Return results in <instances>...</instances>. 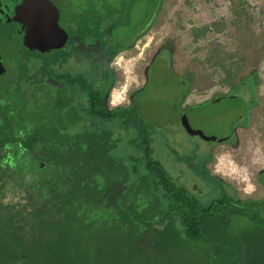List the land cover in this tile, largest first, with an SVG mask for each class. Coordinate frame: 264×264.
<instances>
[{
	"label": "trees",
	"instance_id": "1",
	"mask_svg": "<svg viewBox=\"0 0 264 264\" xmlns=\"http://www.w3.org/2000/svg\"><path fill=\"white\" fill-rule=\"evenodd\" d=\"M72 17L63 48L26 49L44 63L34 74L24 63L15 84L0 82V264H264V196L241 199L205 170L210 197L202 183H178L154 155L139 110L144 86L129 105L108 104L110 62L133 44L100 42L120 21ZM91 50L102 56L94 78L68 65L82 66L77 57ZM258 179L264 187V170ZM235 214L249 217L252 234L235 230L227 218Z\"/></svg>",
	"mask_w": 264,
	"mask_h": 264
},
{
	"label": "rangeland",
	"instance_id": "2",
	"mask_svg": "<svg viewBox=\"0 0 264 264\" xmlns=\"http://www.w3.org/2000/svg\"><path fill=\"white\" fill-rule=\"evenodd\" d=\"M55 2L64 23L81 12L90 18L113 14L120 21L100 42L133 44L118 53L126 66L112 64L113 59L110 62L115 71L113 88H119L126 78L129 82L126 100L116 106L129 105L131 94L144 86L139 110L154 131V155L178 183L192 190L202 183L205 188L200 192L210 197L211 184L200 177L205 170L229 183L241 199L264 196L258 179L264 170V0H164L156 18V0ZM0 54L7 69L0 79L2 86L16 83L22 64L32 74L45 61L39 55L28 56L10 24L0 25ZM101 57L91 50L83 58L77 57L82 66L75 60L68 65L83 68L94 78ZM254 66L258 79L251 74ZM185 112L193 128L226 140L192 137L181 123ZM118 133L123 130L117 129ZM245 174L255 188L250 194L242 191L240 177ZM227 218H234L237 232L252 234V224L245 219L249 217L235 214Z\"/></svg>",
	"mask_w": 264,
	"mask_h": 264
},
{
	"label": "water",
	"instance_id": "3",
	"mask_svg": "<svg viewBox=\"0 0 264 264\" xmlns=\"http://www.w3.org/2000/svg\"><path fill=\"white\" fill-rule=\"evenodd\" d=\"M0 23H14L23 46L43 55L63 48L69 38L62 12L53 0H0ZM6 72L0 54V76ZM181 123L194 138L216 142L226 140L208 136L202 130L193 128L186 112L182 115Z\"/></svg>",
	"mask_w": 264,
	"mask_h": 264
},
{
	"label": "clouds",
	"instance_id": "4",
	"mask_svg": "<svg viewBox=\"0 0 264 264\" xmlns=\"http://www.w3.org/2000/svg\"><path fill=\"white\" fill-rule=\"evenodd\" d=\"M124 56L122 54H117L112 61V64L116 66H126ZM129 87L128 78H126L125 83L122 84L119 88H113L112 92L110 93V99L109 104L110 106H116L120 103H123L126 100V93ZM219 170V169H217ZM233 172L236 171V169L232 170ZM240 179L244 183V187L242 191L245 194H250L252 191L255 190L254 185L250 182L249 177L245 174L240 177Z\"/></svg>",
	"mask_w": 264,
	"mask_h": 264
},
{
	"label": "flooded vegetation",
	"instance_id": "5",
	"mask_svg": "<svg viewBox=\"0 0 264 264\" xmlns=\"http://www.w3.org/2000/svg\"><path fill=\"white\" fill-rule=\"evenodd\" d=\"M54 2H55V0H53ZM55 4H56V2H55ZM57 6H58V4H56ZM59 7V6H58ZM60 8V7H59ZM2 24H4V25H13V26H15V28H16V25L14 24V23H0V25H2ZM19 36V35H18ZM20 37V36H19ZM21 38V37H20ZM22 40V39H21ZM26 48V47H25ZM27 49V48H26ZM6 66V65H5ZM7 73V72H6ZM5 75V74H4ZM4 75H2V76H4ZM2 76H0V78L2 77Z\"/></svg>",
	"mask_w": 264,
	"mask_h": 264
}]
</instances>
